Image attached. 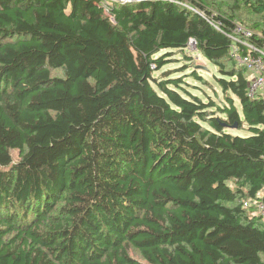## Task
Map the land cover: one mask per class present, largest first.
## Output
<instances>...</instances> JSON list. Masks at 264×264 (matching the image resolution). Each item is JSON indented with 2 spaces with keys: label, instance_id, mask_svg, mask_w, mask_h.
Returning <instances> with one entry per match:
<instances>
[{
  "label": "trees",
  "instance_id": "obj_1",
  "mask_svg": "<svg viewBox=\"0 0 264 264\" xmlns=\"http://www.w3.org/2000/svg\"><path fill=\"white\" fill-rule=\"evenodd\" d=\"M194 2L0 0V264H264V97L230 53L264 0ZM191 41L222 105L162 70Z\"/></svg>",
  "mask_w": 264,
  "mask_h": 264
},
{
  "label": "rangeland",
  "instance_id": "obj_2",
  "mask_svg": "<svg viewBox=\"0 0 264 264\" xmlns=\"http://www.w3.org/2000/svg\"><path fill=\"white\" fill-rule=\"evenodd\" d=\"M242 15V16H247ZM251 17L238 20L241 23L242 28L253 29V21ZM255 20V19H254ZM239 25V24H238ZM264 28V26H262ZM252 28V29H251ZM247 29V30H249ZM186 56L179 53L178 51H172L169 56L170 60L162 68V70L167 71V74H171L170 77L180 76L182 78V86L199 96L203 101L208 99L213 100L216 104L222 105L225 100V94L222 92L219 84L217 83L216 77L219 76L217 68L209 62L201 53L197 52L194 49V46L189 45L186 49ZM51 75L61 76L62 71L60 69H51ZM193 72L198 74V77L192 75ZM160 71L155 72V75L158 76ZM238 104V102H236ZM233 135H242L246 136L249 133L246 130H231L229 131ZM13 159L17 158V151H11ZM131 255L138 257V254L135 251L130 252Z\"/></svg>",
  "mask_w": 264,
  "mask_h": 264
},
{
  "label": "built area",
  "instance_id": "obj_3",
  "mask_svg": "<svg viewBox=\"0 0 264 264\" xmlns=\"http://www.w3.org/2000/svg\"><path fill=\"white\" fill-rule=\"evenodd\" d=\"M99 4L104 8L105 12H108L110 8L114 5H126V4H135L142 2H154L162 1L174 4L181 9L187 10L188 12L197 13L199 15H204L203 11H200L196 6L194 0H98ZM213 26H217L212 23ZM237 31L231 35L232 44L230 47V53L232 58L236 61L237 65L245 69V75L248 80L247 93L251 98L258 97L261 95L264 97V43L261 46L253 45L248 43L245 40L242 42L250 48V51L246 54H241L235 44L239 40L240 34L242 32L246 37L250 35L249 30L242 28L240 25H236L235 28ZM193 41L191 45L193 46ZM261 197H264V192L260 194ZM250 203L245 201L243 203L244 207H248ZM257 212L264 216V199H260L256 205Z\"/></svg>",
  "mask_w": 264,
  "mask_h": 264
},
{
  "label": "water",
  "instance_id": "obj_4",
  "mask_svg": "<svg viewBox=\"0 0 264 264\" xmlns=\"http://www.w3.org/2000/svg\"><path fill=\"white\" fill-rule=\"evenodd\" d=\"M193 46H194V44H193Z\"/></svg>",
  "mask_w": 264,
  "mask_h": 264
},
{
  "label": "bare ground",
  "instance_id": "obj_5",
  "mask_svg": "<svg viewBox=\"0 0 264 264\" xmlns=\"http://www.w3.org/2000/svg\"><path fill=\"white\" fill-rule=\"evenodd\" d=\"M201 11V10H200Z\"/></svg>",
  "mask_w": 264,
  "mask_h": 264
}]
</instances>
